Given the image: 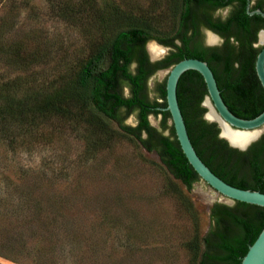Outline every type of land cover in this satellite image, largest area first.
Listing matches in <instances>:
<instances>
[{
  "label": "trees",
  "instance_id": "obj_1",
  "mask_svg": "<svg viewBox=\"0 0 264 264\" xmlns=\"http://www.w3.org/2000/svg\"><path fill=\"white\" fill-rule=\"evenodd\" d=\"M94 3L90 10L97 25L96 36L89 29L91 42L87 50L62 69L57 79L30 85L22 95L13 92L17 80L0 79V141L13 146L19 136L27 137L49 122L83 123L92 131L129 137L147 151L157 152L173 177L191 191L201 178L184 154L173 125L170 135H165L150 122L151 115H161L166 128L167 120L171 119L170 112L165 110L167 79L154 88L155 100L150 97L149 80L158 71L170 69L184 59H199L212 68L222 96L236 116L243 119L259 116L264 111V88L257 75L256 61L264 47L259 45L264 16L250 15L249 11L264 12V0H168L175 24L170 35L155 29L147 16L115 2L108 1L94 14ZM14 5L8 10L13 19ZM88 5L63 3L55 5L52 12L61 20L93 24L81 14ZM225 10L226 16H216L218 11ZM7 26L1 19L0 54L6 61L17 56L14 51H23L12 33L15 22L10 28ZM204 29L221 36L223 44L205 47ZM30 37L31 44L39 48L34 45V50L42 55H47L46 46L58 38L43 35L40 30H34ZM152 41L171 50L161 61H151L147 46ZM207 95V85L199 72L190 70L181 77L179 105L198 155L227 183L264 193V135L247 151L232 148L220 138L218 124L204 118L208 110L202 103ZM134 115L137 125L126 124ZM11 207L6 215L12 217V226L5 235L0 227V248L6 250H14L16 243H20L14 234L19 219L32 217L33 213L31 208ZM210 216L211 229L202 238L198 234L188 245L197 263L242 264L264 229V208L239 201L233 206L216 202Z\"/></svg>",
  "mask_w": 264,
  "mask_h": 264
},
{
  "label": "rangeland",
  "instance_id": "obj_2",
  "mask_svg": "<svg viewBox=\"0 0 264 264\" xmlns=\"http://www.w3.org/2000/svg\"><path fill=\"white\" fill-rule=\"evenodd\" d=\"M94 1V14L108 1L115 2L147 16L161 33H174L168 0H2L0 20L7 28L15 22L12 33L23 51H14L17 56L8 61L0 54V79L17 80L13 92L19 95L37 82L57 79L87 50L89 29L96 36L90 10ZM81 2L89 4L81 14L94 25L54 17L55 5ZM12 4L14 19L8 11ZM219 14L226 16L227 11ZM34 30L58 36L46 46L47 55L34 50L30 40ZM152 43L164 49L154 61L171 51L152 41L148 52ZM169 71H158L149 80L152 100L157 98L154 88ZM150 122L170 135L171 119L166 128L161 115H151ZM126 124L136 126V115ZM25 136L13 146L0 141V199H7L0 202L4 235L12 226V217L6 215L12 205L33 209L32 217L23 216L16 224L14 234L20 243L14 250L0 248V264H198L189 243L211 229L213 204L230 202L202 180L187 190L157 152L129 137L60 121Z\"/></svg>",
  "mask_w": 264,
  "mask_h": 264
},
{
  "label": "water",
  "instance_id": "obj_3",
  "mask_svg": "<svg viewBox=\"0 0 264 264\" xmlns=\"http://www.w3.org/2000/svg\"><path fill=\"white\" fill-rule=\"evenodd\" d=\"M249 14H260L264 16V12L261 10H257L256 12L249 11ZM262 33H264V30L259 34L260 40ZM207 35H214L218 39L216 43H220L221 39L212 31L207 30ZM260 40L259 44H264L262 42L260 43ZM150 58L152 62H157L165 57L157 61H154V58L151 56ZM190 70L199 72L207 85L208 95L202 103L208 110L204 118L211 123L218 124L220 128V138L227 140L232 148L240 151H247L254 142L258 141L264 135V111L254 119H243L236 116L226 104L215 74L205 61L187 58L170 68L166 82L167 108L165 110L170 112L177 139L193 169L197 172L202 181L230 201L227 205L233 206L236 201H239L264 208L263 192L242 189L227 183L216 175L198 155L190 138L178 100L179 81L181 77ZM256 71L264 88V47L257 57ZM210 108L213 109L215 115ZM231 131L235 134L231 137L233 139L228 138L225 134V132L230 134ZM241 133L249 136L257 134L253 138L246 139L243 135L240 137ZM242 264H264V229L254 244L250 246L249 251L242 260Z\"/></svg>",
  "mask_w": 264,
  "mask_h": 264
},
{
  "label": "bare ground",
  "instance_id": "obj_4",
  "mask_svg": "<svg viewBox=\"0 0 264 264\" xmlns=\"http://www.w3.org/2000/svg\"><path fill=\"white\" fill-rule=\"evenodd\" d=\"M208 36H209L208 37V42L210 44H215L218 41V39L214 35H208ZM261 40H264V33H262V35H261ZM149 52H150V54H151V56L153 58H157V57L161 56L164 53V49L161 46H158L157 44H155V43L153 44L152 43V45H150V47H149ZM210 110L214 114L213 109L210 108ZM216 119H218V118H216ZM225 134H226V136H228V138H231V137H233L235 135L232 131L230 132V134H227L226 132H225ZM256 134L253 135V136H249V135H246V134H242L241 133L240 134V137H241V135H243V137H245L246 139H248V138H251V137L252 138L255 137ZM231 139H233V138H231Z\"/></svg>",
  "mask_w": 264,
  "mask_h": 264
},
{
  "label": "flooded vegetation",
  "instance_id": "obj_5",
  "mask_svg": "<svg viewBox=\"0 0 264 264\" xmlns=\"http://www.w3.org/2000/svg\"><path fill=\"white\" fill-rule=\"evenodd\" d=\"M227 11V13H228V10H226ZM219 12H221V11H218L217 13H216V16H219ZM207 30H209V29H204V31H203V44H204V46L205 47H218V46H221L222 44H223V42H224V40H223V38L221 37V36H219L218 34H216L215 32H213V33H215L217 36H219V38L221 39H219L220 40V43L218 42V43H215V44H210L209 42H208V35H207ZM211 31V30H210ZM206 36H207V40H206ZM203 106V105H202Z\"/></svg>",
  "mask_w": 264,
  "mask_h": 264
}]
</instances>
